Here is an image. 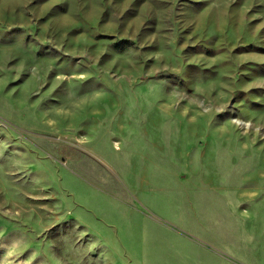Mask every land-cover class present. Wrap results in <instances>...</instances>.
Here are the masks:
<instances>
[{
  "label": "rangeland",
  "instance_id": "rangeland-1",
  "mask_svg": "<svg viewBox=\"0 0 264 264\" xmlns=\"http://www.w3.org/2000/svg\"><path fill=\"white\" fill-rule=\"evenodd\" d=\"M0 264H264V0H0Z\"/></svg>",
  "mask_w": 264,
  "mask_h": 264
}]
</instances>
